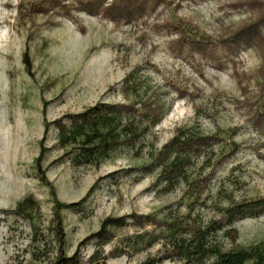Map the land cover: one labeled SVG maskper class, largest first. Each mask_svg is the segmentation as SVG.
<instances>
[{"label":"rangeland","instance_id":"obj_1","mask_svg":"<svg viewBox=\"0 0 264 264\" xmlns=\"http://www.w3.org/2000/svg\"><path fill=\"white\" fill-rule=\"evenodd\" d=\"M242 2L168 0L131 24L117 25L76 10L78 24L50 14L29 16L20 11V0H0V264H55L58 258L54 196L43 175L57 198L69 205L62 210L64 251L68 256L77 253L73 264H91L97 249L108 264H141L165 251L160 240L138 252L148 239L138 234L159 233L161 228L131 218L116 229L113 240L97 242L93 235L109 216L138 213L170 219L168 213L174 211L206 225L230 204L264 197L260 53L244 44L229 48L186 43L176 29L182 22L222 41L254 17ZM27 51L30 73L24 62ZM133 70L140 97L164 103L166 115L136 146H118L99 165H74L77 150L57 146L58 129L52 124L45 132L46 121L96 103L123 101L124 79ZM183 127L215 137L207 154L187 169L191 186L212 177L197 202L185 181L171 192L162 191V183L155 185L160 166L152 172L140 170ZM44 137L39 171L36 159ZM234 144L238 150L230 155ZM29 195L39 204L33 219L14 212ZM233 227L238 236L235 241L223 238L226 248L264 242V213Z\"/></svg>","mask_w":264,"mask_h":264},{"label":"trees","instance_id":"obj_2","mask_svg":"<svg viewBox=\"0 0 264 264\" xmlns=\"http://www.w3.org/2000/svg\"><path fill=\"white\" fill-rule=\"evenodd\" d=\"M241 1H243L241 6L250 8L254 17L238 26L232 31V35L222 41L209 39L198 30L194 31L192 26L190 29L184 27L182 22L176 25V29L180 36L186 38V43L201 41L205 46L225 44L229 48L244 44L248 48L256 49L262 58L257 74L261 78L258 85L264 97V1ZM167 2L168 0H30L26 3V0H20L19 9L21 12L24 9L28 11L29 16L50 14L53 17L73 19L78 24V17L75 18L73 15L76 10L109 19L117 25H128L143 17L149 10ZM24 62L30 73L32 61L28 51L24 54ZM140 86L133 70L124 79L123 101L96 103L81 112L68 113L52 122L46 121L45 132L54 124L58 129L57 146L62 149L77 150L72 157L74 165H99L118 146H136L150 128L157 125L166 115L164 103L140 97ZM260 114L258 125L263 128L264 112ZM66 119L69 123L65 121ZM214 139V136L205 135L201 131L180 128L153 157L152 163L143 166L140 170L152 172L155 166H160L161 171L155 185L162 183V191L171 192L180 181H185L189 184L188 187H191L190 192L197 202L202 198L212 177H204L197 185L191 186L187 169L194 165L195 158L207 154V147ZM44 142L45 137L42 140L41 155L36 159L39 171L42 169ZM237 150V145L234 144L230 155L235 154ZM230 155L219 162L222 163ZM140 177H137V180H140ZM41 179L50 186L54 196V232L59 242L55 264H73L77 261V253L68 256L64 251L66 231L62 210L69 205L57 198L55 187L46 175L41 176ZM37 210H39L37 200L29 195L18 202L14 212L33 219V212ZM262 213H264V197L230 204L222 210L218 219L211 220L206 225L197 217L176 215L174 211L168 213L170 219L138 213L125 217L109 216L93 236L101 244L109 242L115 238L116 229L126 225L127 219L131 218L136 224L144 225L148 222L161 228L159 233L147 231L138 234L137 238H148L144 247L137 249L138 252L164 240L165 251L149 256L141 264H162L166 260H178L180 264H246L249 261L253 264H264V242L250 247L226 248L223 241V238L231 241L237 239L238 231L233 227L235 222L247 217H258ZM89 259L91 264H108L107 257L100 255L98 249Z\"/></svg>","mask_w":264,"mask_h":264}]
</instances>
